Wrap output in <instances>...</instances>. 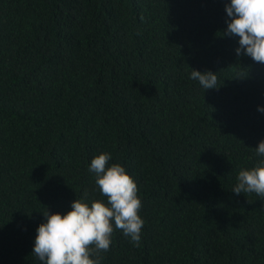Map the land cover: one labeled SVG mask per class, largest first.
I'll list each match as a JSON object with an SVG mask.
<instances>
[{
  "label": "trees",
  "instance_id": "16d2710c",
  "mask_svg": "<svg viewBox=\"0 0 264 264\" xmlns=\"http://www.w3.org/2000/svg\"><path fill=\"white\" fill-rule=\"evenodd\" d=\"M228 3L0 0V264H41L43 214L106 199L88 170L105 152L145 223L101 264H264V198L232 191L264 160V64L223 35Z\"/></svg>",
  "mask_w": 264,
  "mask_h": 264
},
{
  "label": "clouds",
  "instance_id": "9594fccd",
  "mask_svg": "<svg viewBox=\"0 0 264 264\" xmlns=\"http://www.w3.org/2000/svg\"><path fill=\"white\" fill-rule=\"evenodd\" d=\"M228 20L226 37H239L237 56H249L264 64V0H230L225 5ZM190 79L205 89H218L217 74L192 70ZM257 111L264 113V108ZM264 157V141L255 149ZM110 153L95 156L89 172L95 175V184L105 200L90 204L76 199L66 214L45 212L46 222L39 225L33 254L41 264H101L102 253L110 250L112 234L122 231L135 247L140 246L145 221L139 215L142 201L133 178L120 164H111ZM232 191L255 193L264 198V160L251 169H241Z\"/></svg>",
  "mask_w": 264,
  "mask_h": 264
}]
</instances>
